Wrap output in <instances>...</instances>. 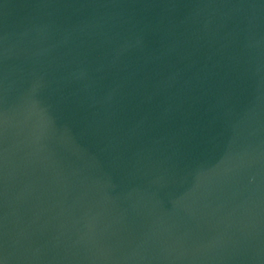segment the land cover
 Returning <instances> with one entry per match:
<instances>
[{
  "label": "water",
  "instance_id": "obj_1",
  "mask_svg": "<svg viewBox=\"0 0 264 264\" xmlns=\"http://www.w3.org/2000/svg\"><path fill=\"white\" fill-rule=\"evenodd\" d=\"M0 264H264V0H0Z\"/></svg>",
  "mask_w": 264,
  "mask_h": 264
}]
</instances>
